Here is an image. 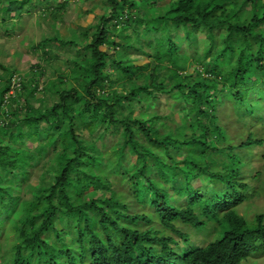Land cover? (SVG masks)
<instances>
[{
  "label": "trees",
  "instance_id": "trees-1",
  "mask_svg": "<svg viewBox=\"0 0 264 264\" xmlns=\"http://www.w3.org/2000/svg\"><path fill=\"white\" fill-rule=\"evenodd\" d=\"M31 1L0 0V24L19 19ZM163 1L102 0L105 12L78 42L47 37L31 48L44 66H0V264H242L264 256L263 212L249 220L250 205L244 215L236 209L264 192L251 185L256 177L244 182L252 159L264 158L255 134L242 158L216 139L209 146L213 134L227 137L224 110L243 119L245 109L264 108V0ZM53 2L34 7L63 8ZM54 46L70 49L71 67L42 82L58 59ZM179 225L208 244L192 246Z\"/></svg>",
  "mask_w": 264,
  "mask_h": 264
},
{
  "label": "rangeland",
  "instance_id": "rangeland-1",
  "mask_svg": "<svg viewBox=\"0 0 264 264\" xmlns=\"http://www.w3.org/2000/svg\"><path fill=\"white\" fill-rule=\"evenodd\" d=\"M40 1L41 0H32L29 5L30 8H28V12H22L19 19L11 18L7 21L5 26L0 24V66H8L23 73L28 71L30 67L36 66L37 64L44 66L45 63H41V51L38 50L35 51L36 53L33 52L31 49L33 46L47 37H55L57 39L70 38L78 42L81 30L90 23L95 15H101L105 12L102 0H50L54 1L55 5L57 3H63L64 5L61 10L59 6L51 5H49V7L47 5L46 10H44L45 8L41 5V3L34 7V5ZM167 1L168 0H164L161 4ZM3 5L4 3L2 2L0 7ZM171 29L173 30L174 28L171 27ZM140 40V44H142L143 35H140ZM118 42L121 45L124 44L121 40H118ZM202 42V40L199 41V48L202 47ZM121 50L122 52L126 51L127 53L134 54L132 49ZM145 50L148 51V48H145ZM52 54L53 57L54 55H57L58 59L50 60L48 64L49 67L45 68L44 76L41 77L42 82L45 78L53 79L57 76L63 77L64 69L68 68L69 70L71 67V63L69 61L68 63L66 62L72 54L68 47L52 48ZM129 63L132 64L130 61L128 64ZM134 63L142 64V61H136ZM52 69L57 72H54ZM2 73L4 72L0 68V74ZM69 83L70 84L67 85V87L71 86V82ZM39 96L41 97V95ZM52 99L56 98L54 96L48 97V100ZM106 141L108 143L106 153L108 156H112L114 153L111 150V146L114 144V137L107 135ZM25 145L27 148L32 149L36 144L28 140ZM49 154L47 152V154L43 157V160L38 162V164L35 162V168L43 166L41 164L47 160V156ZM132 160L133 158L130 160V163ZM104 167L110 171L111 168H113V165L112 163L107 162L104 164ZM33 174L38 177V170L34 169ZM255 205L258 206V211L255 210ZM249 209V213L247 214V219L249 220L254 217L256 212L260 211L264 214V195L251 200ZM238 212L240 214L245 212L244 205L238 207ZM178 229L189 234L191 241H193L196 245H204L206 243L203 237L194 232L191 228L179 225ZM242 264H264V256H259V258L248 256Z\"/></svg>",
  "mask_w": 264,
  "mask_h": 264
},
{
  "label": "clouds",
  "instance_id": "clouds-1",
  "mask_svg": "<svg viewBox=\"0 0 264 264\" xmlns=\"http://www.w3.org/2000/svg\"><path fill=\"white\" fill-rule=\"evenodd\" d=\"M256 91H253L251 94V99L258 98L255 96ZM230 108L229 106L225 109ZM246 110V116L247 118H237L236 115L231 113V111L224 110V112L227 114L229 113V116L220 115V119L223 121V123L220 125V127L225 129L224 134L227 135V137L218 136L217 134H213L209 146L211 145L212 139H216L224 148L227 150V147L233 148V152L239 156L244 154L245 152V146L243 143L245 142V139L247 136L254 133V141H256V146L253 148H257L256 152L262 154L264 156V130L262 128L264 127V108H255L253 113L249 114ZM261 118V119H260ZM261 140L263 142V145L259 146L257 144V141ZM229 153V150H227ZM251 170L249 171L250 174L246 177L244 182H247V179L250 177H256V181L251 182V185H253V188L255 190H264V158L259 159H252V163L249 167ZM244 173H246L247 167H244ZM257 192V191H256ZM264 192H257V195L254 197H251L250 199L243 201L238 204L237 210L239 206L245 207V205H250L251 200H254L256 197L263 196ZM259 209L258 206L255 205V210ZM240 214V213H239ZM244 215V213H242ZM241 214V215H242ZM248 213H246L247 215ZM247 218V216H246ZM193 230V229H192ZM194 231V230H193ZM183 232V231H182ZM198 234H200L203 239H206V237L201 234V231H194ZM189 235V234H188ZM189 240L192 244V246L200 247V245H196L193 241H191L190 235ZM209 241H206L205 244H208ZM204 244V246H205ZM181 249V247H180Z\"/></svg>",
  "mask_w": 264,
  "mask_h": 264
},
{
  "label": "built area",
  "instance_id": "built-area-1",
  "mask_svg": "<svg viewBox=\"0 0 264 264\" xmlns=\"http://www.w3.org/2000/svg\"><path fill=\"white\" fill-rule=\"evenodd\" d=\"M14 84V83H13ZM18 85V84H17ZM9 94H12V92L10 91Z\"/></svg>",
  "mask_w": 264,
  "mask_h": 264
}]
</instances>
